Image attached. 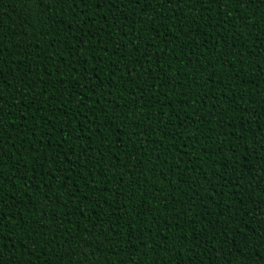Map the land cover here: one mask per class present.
Masks as SVG:
<instances>
[{
  "label": "trees",
  "instance_id": "trees-1",
  "mask_svg": "<svg viewBox=\"0 0 264 264\" xmlns=\"http://www.w3.org/2000/svg\"><path fill=\"white\" fill-rule=\"evenodd\" d=\"M253 264L264 0H0V264Z\"/></svg>",
  "mask_w": 264,
  "mask_h": 264
},
{
  "label": "snow or ice",
  "instance_id": "snow-or-ice-1",
  "mask_svg": "<svg viewBox=\"0 0 264 264\" xmlns=\"http://www.w3.org/2000/svg\"><path fill=\"white\" fill-rule=\"evenodd\" d=\"M33 2L36 4L38 9H42L46 4L47 0H33ZM262 248H264V246H262ZM71 252H72V247H71V243L69 242L65 247V254L68 255L67 264H72ZM253 264H264V250H261L258 253H254Z\"/></svg>",
  "mask_w": 264,
  "mask_h": 264
}]
</instances>
